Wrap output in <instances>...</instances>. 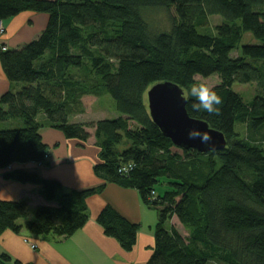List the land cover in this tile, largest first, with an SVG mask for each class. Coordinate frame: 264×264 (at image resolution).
I'll return each mask as SVG.
<instances>
[{
    "label": "trees",
    "instance_id": "trees-1",
    "mask_svg": "<svg viewBox=\"0 0 264 264\" xmlns=\"http://www.w3.org/2000/svg\"><path fill=\"white\" fill-rule=\"evenodd\" d=\"M23 11L48 19L32 41L0 49L7 80L23 85L0 95L1 178L31 184L56 204H39L30 218L25 199H0V234L24 229L68 238L88 220L86 199L113 183L135 189L157 211L146 264H264V0H0V21ZM217 15L223 21L214 34L197 31ZM244 33L260 43L239 47ZM211 75L219 78L213 86L219 111L194 112L191 99L185 108L223 133L226 145L212 152L178 148L151 120L146 92L170 81L184 95L197 76ZM234 82L256 83L257 92L244 101ZM89 94H108L118 115L72 121L83 111L80 96ZM47 125L67 139L93 134L99 155L93 171L102 184L64 191L59 180L21 166L46 164L40 129ZM96 221L124 251L133 248L139 224L108 204ZM12 262L22 264L0 253V264Z\"/></svg>",
    "mask_w": 264,
    "mask_h": 264
},
{
    "label": "crops",
    "instance_id": "crops-1",
    "mask_svg": "<svg viewBox=\"0 0 264 264\" xmlns=\"http://www.w3.org/2000/svg\"><path fill=\"white\" fill-rule=\"evenodd\" d=\"M47 19L48 16L43 12L23 11L8 20L0 21L4 29L3 33H0V42L7 49L19 48L40 34ZM22 86L7 80L0 63V95L7 91H18ZM80 102L84 110L86 103L81 99ZM15 122L8 121V125H14ZM40 136L48 147L46 164L35 168L27 163L21 165L23 168L35 169L43 178L59 180L64 191L93 188L102 184V179L93 171V165L99 161L93 134L86 141L67 139L59 130L47 125L40 129ZM3 172L0 170V199H25L32 213L39 204H56L47 203L31 184L4 181L1 178ZM86 200L88 220L72 236H35L29 235L24 229L17 235L11 230H6L0 234V253H7L13 261L18 260L22 264H146L152 253L151 247L155 241L153 227L158 218L151 208L141 202L138 192L132 188L107 183L101 193ZM107 204L126 220L139 224L136 243L128 252L124 251L114 238L105 235L96 221L100 209ZM30 243L37 247L33 249L29 246Z\"/></svg>",
    "mask_w": 264,
    "mask_h": 264
},
{
    "label": "water",
    "instance_id": "water-1",
    "mask_svg": "<svg viewBox=\"0 0 264 264\" xmlns=\"http://www.w3.org/2000/svg\"><path fill=\"white\" fill-rule=\"evenodd\" d=\"M183 96V90L177 84L170 81L154 83L146 92L151 120L178 148H192L199 152L222 150L226 145L223 133L209 128L204 120L189 116ZM190 132L207 133L211 140L202 143L198 137H190Z\"/></svg>",
    "mask_w": 264,
    "mask_h": 264
},
{
    "label": "rangeland",
    "instance_id": "rangeland-1",
    "mask_svg": "<svg viewBox=\"0 0 264 264\" xmlns=\"http://www.w3.org/2000/svg\"><path fill=\"white\" fill-rule=\"evenodd\" d=\"M209 24L206 27H197V31H199L200 33H211L214 34L215 30L213 29L214 26H216L218 23H221L223 21V19L217 15V16H210L209 17ZM154 26L157 25V23H153ZM166 23L162 20L161 23V27L165 26ZM258 44L260 43L257 39H255L251 33H244L242 35L239 47L242 44ZM232 56H237L238 55V51H233ZM247 61L261 66L262 62L256 59H246ZM196 81L199 80H205L207 83H209L212 86H215L219 83V78L216 75H211L209 76V78H202L200 76H197L195 78ZM232 90L235 91L238 95H240L244 101H249L255 92H257V85L256 83H247V84H239L237 82L232 83ZM85 96V98L83 97ZM83 97V98H82ZM95 97V98H94ZM81 101L85 106V109L82 111V113H78V114H74L71 119L77 122L80 121H90V120H96V119H101V118H112L118 115L117 111H115L114 109V100H112V98H110V96L108 94H104L101 96H95L93 94H89V95H82L80 96ZM97 99V100H96ZM235 130L237 132H239L241 137L245 136L246 133V129L244 127V125H241L240 123H236L234 126ZM264 144V142H263ZM25 169H29V170H34V169H30V168H25ZM162 189L160 188L159 191H161ZM153 210V213L155 215H157V211L155 209H151ZM29 217H32L33 213H32V209H29ZM23 219H18V222H23ZM171 223L179 230V232L182 235L187 234L186 230L180 225V223L176 220L173 219L171 220ZM168 227V224L166 225V228Z\"/></svg>",
    "mask_w": 264,
    "mask_h": 264
},
{
    "label": "clouds",
    "instance_id": "clouds-1",
    "mask_svg": "<svg viewBox=\"0 0 264 264\" xmlns=\"http://www.w3.org/2000/svg\"><path fill=\"white\" fill-rule=\"evenodd\" d=\"M182 98L186 102L189 99L192 100L191 109L194 112L216 114L219 111V106L222 104L221 96L205 80L194 81ZM189 135L193 138L198 137L205 144L211 140V136L207 133L190 132Z\"/></svg>",
    "mask_w": 264,
    "mask_h": 264
},
{
    "label": "built area",
    "instance_id": "built-area-1",
    "mask_svg": "<svg viewBox=\"0 0 264 264\" xmlns=\"http://www.w3.org/2000/svg\"><path fill=\"white\" fill-rule=\"evenodd\" d=\"M3 30H4V29H3L2 25L0 24V33H2ZM0 49H1V50H6L7 47H6L5 45H3V44L0 42ZM128 168H130V164H127V165H126L125 167H123L120 171L125 173V172H127ZM152 193H153V192H152ZM29 246H31L32 248H36V247H37V245H35L34 243H30Z\"/></svg>",
    "mask_w": 264,
    "mask_h": 264
}]
</instances>
